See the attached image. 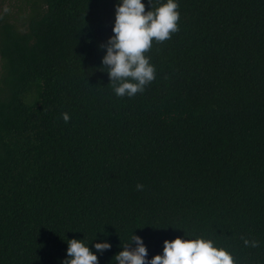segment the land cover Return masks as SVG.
I'll use <instances>...</instances> for the list:
<instances>
[{
    "label": "trees",
    "instance_id": "16d2710c",
    "mask_svg": "<svg viewBox=\"0 0 264 264\" xmlns=\"http://www.w3.org/2000/svg\"><path fill=\"white\" fill-rule=\"evenodd\" d=\"M5 2L0 264H62L73 238L117 264L133 233L149 260L181 237L264 264V0H176L134 97L101 68L120 0Z\"/></svg>",
    "mask_w": 264,
    "mask_h": 264
},
{
    "label": "clouds",
    "instance_id": "9594fccd",
    "mask_svg": "<svg viewBox=\"0 0 264 264\" xmlns=\"http://www.w3.org/2000/svg\"><path fill=\"white\" fill-rule=\"evenodd\" d=\"M148 2L151 10L146 11L142 0H120L115 7L114 35L100 45L101 49H106L101 68L106 70L117 97H134L155 80L156 69L146 53L151 51L154 41L162 43L179 31L180 13L176 0H167L158 7L153 6L152 0ZM8 11V8L4 9L5 13ZM62 118L65 123L70 120L68 113H63ZM136 187L143 189L141 184ZM241 238L246 247L258 246V241ZM67 243L68 259L62 264H99L97 255L82 240L73 238ZM94 247L103 253L111 249V244L96 243ZM115 259L117 264H235L228 251L203 238L165 240L163 254L149 260L142 238L134 233L131 242L124 245Z\"/></svg>",
    "mask_w": 264,
    "mask_h": 264
},
{
    "label": "rangeland",
    "instance_id": "374dc122",
    "mask_svg": "<svg viewBox=\"0 0 264 264\" xmlns=\"http://www.w3.org/2000/svg\"><path fill=\"white\" fill-rule=\"evenodd\" d=\"M9 3H10L9 0H6L4 6H7Z\"/></svg>",
    "mask_w": 264,
    "mask_h": 264
}]
</instances>
